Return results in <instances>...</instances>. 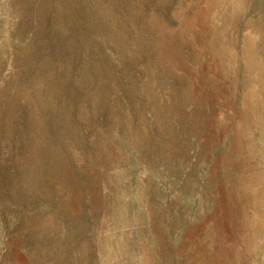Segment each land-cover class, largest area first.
<instances>
[{
    "label": "rangeland",
    "instance_id": "obj_1",
    "mask_svg": "<svg viewBox=\"0 0 264 264\" xmlns=\"http://www.w3.org/2000/svg\"><path fill=\"white\" fill-rule=\"evenodd\" d=\"M0 264H264V0H0Z\"/></svg>",
    "mask_w": 264,
    "mask_h": 264
},
{
    "label": "bare ground",
    "instance_id": "obj_2",
    "mask_svg": "<svg viewBox=\"0 0 264 264\" xmlns=\"http://www.w3.org/2000/svg\"><path fill=\"white\" fill-rule=\"evenodd\" d=\"M256 89V88H255ZM256 91V90H255ZM255 91H253V92H255Z\"/></svg>",
    "mask_w": 264,
    "mask_h": 264
}]
</instances>
